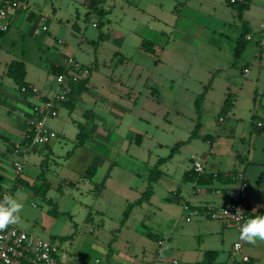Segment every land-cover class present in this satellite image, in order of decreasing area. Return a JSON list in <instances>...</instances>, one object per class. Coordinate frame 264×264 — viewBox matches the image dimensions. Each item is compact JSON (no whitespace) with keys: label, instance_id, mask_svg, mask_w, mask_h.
I'll return each instance as SVG.
<instances>
[{"label":"crops","instance_id":"0c3cea01","mask_svg":"<svg viewBox=\"0 0 264 264\" xmlns=\"http://www.w3.org/2000/svg\"><path fill=\"white\" fill-rule=\"evenodd\" d=\"M253 1L244 12L250 9ZM89 3L86 0V5ZM102 4L106 8V0H101L100 6ZM25 7H28V0ZM164 7L161 1L160 4L151 3L142 8L147 18L139 24L140 30H136L143 35L140 48L143 39L147 38L155 42L156 51L160 41L165 43L163 45L167 49L171 37L184 35V14L179 12L178 5L171 10L169 18L165 16ZM261 9L262 18L256 28L248 27L247 35L252 38L248 39L246 36L247 40L253 39L252 31L257 36L260 33L264 21V5ZM93 11L95 10L92 7L89 8L88 14L92 15ZM14 14L20 15L18 12L10 15L9 28L6 31L11 28ZM30 14L33 15L31 19L37 18L41 21L42 29L44 25L48 26L47 15H36L33 12ZM44 16L47 17L46 21ZM49 30L48 27L44 31ZM6 31L0 30V33ZM51 36L50 33L47 41L52 43ZM79 37L84 41L83 35ZM69 56L76 59L74 53H52L53 62L50 66H63ZM11 62L7 64L6 75ZM50 68L49 72L54 80H47L41 86L28 79L27 71L26 80L36 88L30 95L22 94L15 80L8 75L15 82V86L0 80V109L6 105L3 97L11 99L13 103L21 102L26 108H20L25 112L22 115L16 113V118L9 121L8 128L0 124V133L5 136L6 141L22 142V138L25 139L29 131V121L34 118V104L53 94L56 74ZM246 68L249 71L245 74H248L250 68L246 66L244 70ZM94 86L91 73L87 79L76 85L71 102L61 105L59 115L48 120L49 126L58 132L57 138L68 136L67 129L70 124L78 127L72 149L62 152L64 148L58 139L35 149L29 154L20 175L17 163L22 161L23 151L3 149L0 140V169L5 171L6 175L9 173L4 159L9 152L13 153V163L18 174L17 184L23 188L31 186V196L42 195L49 204L55 203L52 213H61L60 205L54 198L69 202L70 205L80 202L81 221L72 225L77 230L72 237L67 238L64 235L62 238L65 247L63 248L67 249L68 253L63 264H93L96 259H100V264H243L245 257L248 258L246 264H264V242L258 241L252 245L241 241L239 229L227 221L211 219L202 213L188 221L187 212L183 209L184 203L195 207L225 204L228 200L227 188L234 182L232 177L227 175L243 170L249 180L251 217L264 212V115L255 110L250 123L247 122L241 131L242 125L236 117L235 102L232 99L229 112L225 116L221 113L219 115L218 132L207 133L204 125L201 126V131H198L197 136L203 139L211 138L208 149L202 156H192L190 163L184 161L180 172L175 168V161L176 154L181 153L182 148L172 155L171 152L167 156H160L154 165L159 166V171L153 176V147L147 142L150 138L148 132L139 130L132 124L125 126L121 119L123 116L119 109L131 115L133 109L123 105L126 100L123 95L113 90L99 91ZM8 88L18 89L22 97L13 94ZM129 94L127 95L130 96ZM152 96L150 95V98ZM135 118L139 123L148 122L142 114H136ZM230 120L232 125L229 133L226 132V126ZM259 121L262 126L257 125ZM79 124L85 128L84 144L79 143ZM225 134L239 140L230 141L232 150L238 154L232 167H228L223 159L217 161L216 158L225 155L224 146L221 144V136ZM88 140L94 141L96 146L93 148L87 145ZM188 142H191V139ZM163 144L159 142L158 146L162 148ZM154 147L157 148L155 144ZM163 158L166 160L161 162ZM197 160L204 163L205 170L202 174L194 170V162ZM178 174L179 179H175ZM150 184L153 186L150 199L134 204L126 220L122 221L129 204L141 198ZM75 192L81 196L87 195L86 200L77 199ZM68 214L72 220L76 215L72 210ZM163 240L166 243L161 245L160 241ZM236 242H241L243 246L239 253L234 251ZM89 255H92V258H88Z\"/></svg>","mask_w":264,"mask_h":264},{"label":"rangeland","instance_id":"374dc122","mask_svg":"<svg viewBox=\"0 0 264 264\" xmlns=\"http://www.w3.org/2000/svg\"><path fill=\"white\" fill-rule=\"evenodd\" d=\"M88 1L90 3L86 5V0H28V7H25L26 0H10L11 14L18 12L20 15L14 14L11 28L0 33V80L15 86L5 71L9 62L20 59L26 62L28 79L41 86L47 80H54L49 72L52 53H74L78 61L91 68L94 88L99 91L113 90L123 95L126 99L123 105L133 109L132 115L119 109L123 125L132 124L148 132L150 138L147 142L153 147V176L159 171V166H154L157 159L171 153L180 141L184 143L180 147L182 152L176 154L175 168L178 172L184 161L190 163L192 156H202L207 151L211 138L191 136L199 120L201 126L206 127L205 132L219 131L218 118L229 96L234 99L241 131L245 124L250 123L255 110L264 115V50L259 44L260 33L257 36L252 31L253 39H246L242 54H235L244 31L259 24L264 0H254L250 9L243 13V18L228 0H106V8L102 4L99 7L102 12L93 11L92 15L88 14L92 0ZM161 1L166 18L171 17V10L178 5L179 12L184 14L182 26L185 31L182 36L171 37L167 49L160 41L158 51L153 54L140 48L143 35L136 30L147 18L142 8L151 3L160 4ZM31 12L48 16L52 43L47 41L50 33L42 29L41 21L28 18ZM101 33L105 34L102 38ZM80 35H83L84 41L80 40ZM246 66L250 68L248 74L244 72ZM10 90L21 96L18 89ZM150 95H153L152 98ZM199 97L202 99L197 107ZM3 99L6 105L0 109V124L8 128L16 113L22 115L25 112L20 108H26L21 102L14 104L11 99ZM136 114L144 115L148 122L139 123ZM231 123L230 120L226 132L230 131ZM77 130L78 127L70 124L68 136L57 138L64 148L62 152L74 147ZM0 135L2 148L16 151L21 141L9 142L4 135ZM221 137L225 155L216 157L217 161L223 159L228 167H232L238 154L232 150L230 141L239 140L226 134ZM190 139L191 142H188ZM159 142L164 143L162 148L158 146ZM87 145L96 146L94 141L89 140ZM14 158L9 152L4 159L9 172L7 175L0 169L1 196L2 192H10L23 203L19 227L64 247L63 236L72 237L77 230L72 225L81 221L80 202L71 205L68 202V205L64 200L54 198L60 205L61 213H52L55 203L49 204L42 195L31 196V186L23 188L17 184ZM175 179H179V174ZM75 195L83 201L87 198V195L81 196L77 192ZM71 210L76 214L73 220L68 214Z\"/></svg>","mask_w":264,"mask_h":264},{"label":"built area","instance_id":"2783aa9c","mask_svg":"<svg viewBox=\"0 0 264 264\" xmlns=\"http://www.w3.org/2000/svg\"><path fill=\"white\" fill-rule=\"evenodd\" d=\"M11 2L6 0L0 2V30L6 31L9 28V18L11 15ZM43 19L46 21L47 17ZM97 26V23H94ZM44 30L48 29L47 25L43 26ZM247 38H252L247 35ZM259 44L261 50H264V21L260 28ZM248 68L244 70L245 73ZM91 68L88 65L80 63L74 57H67L62 66V71L55 75L56 86L51 96L41 99L34 107V118L31 121L29 131L24 141L17 144L16 151L22 153V161L17 163V171L21 173L28 160L29 154L35 149H39L53 140L57 139L58 132L51 128L48 120L59 115L61 105L69 102L72 96L73 85L87 79L91 75ZM33 92L36 91L34 86H30ZM23 91H27L24 87ZM221 120H224L221 118ZM262 126V122H257ZM194 170L202 174L205 170L202 161L194 162ZM218 176V174H216ZM234 182L227 188L228 200L223 205H204L201 207L192 206L189 203L183 204V209L187 212V220L191 221L197 214L202 213L211 219L227 221L240 230V227L251 217V203L249 192V180L243 170L235 171L228 174ZM10 192H3L0 201ZM240 209L242 214L237 217L236 210ZM227 212L229 215L225 214ZM264 215V212L261 213ZM166 243L160 241L161 245ZM243 246L241 242L234 244V251L241 252ZM67 256L66 250L56 243L38 237L18 225L9 226L4 231H0V264H63ZM248 258L242 261L246 264ZM100 264V259L95 263Z\"/></svg>","mask_w":264,"mask_h":264},{"label":"trees","instance_id":"16d2710c","mask_svg":"<svg viewBox=\"0 0 264 264\" xmlns=\"http://www.w3.org/2000/svg\"><path fill=\"white\" fill-rule=\"evenodd\" d=\"M228 1H229L230 4L235 5L237 7V9L239 11L240 18H243L244 11L249 8V6H250V4L252 2V0H228ZM100 3H101V0H92V3H91L92 9H94L95 11H98V12H102L101 9L99 10ZM32 16L33 15L30 14L29 18L31 19ZM247 34H248V29H246V31H244L241 39L238 42V46H237L236 52H235L236 56H240L242 54V52H243V50L245 48ZM102 37H103V33L100 34V38H102ZM141 47L145 51L153 53V54H156V52H157L156 48H155V42L150 40V39H147V38L143 39ZM51 68H52V71H53L54 74H57L60 71H62V66L52 65ZM7 75L12 77L15 80V82L17 83L18 88L22 92V94L30 95V94L34 93L32 91V89H30V86H31L30 83L26 80L27 70H26V65H25L24 61H22V60H13L8 66ZM0 83H1V81H0ZM78 83H80V82H78ZM78 83L73 85L72 93H73L76 85H78ZM24 87L27 88V91H23ZM201 99H202L201 97H199L197 99V102H196L197 103V107L200 106ZM71 100H72V98H71ZM71 100L69 102H71ZM69 102H67V103H69ZM232 102L233 101H232L231 97L229 96L226 99L225 104H224V106L222 108V111H221V114L223 116H225L229 112V110L231 108V105H232ZM198 111H199V114H200V110L199 109H198ZM254 118H256V115H254ZM79 126H80V129H81L80 132L78 133L79 143L80 144H84L85 136H84L83 132H84L85 128H84V126L82 124H79ZM200 127H201V121L199 120L197 122L196 128H195V130H194V132H193L191 137L197 136V134H198L197 132L199 131ZM183 143H184V141L178 142L172 148L171 155L174 154L175 152H177L180 149V147H181V145ZM165 160H166V158H163V159H161V162L165 161ZM152 192H153V186H152V184H150L148 190L145 191V193L143 194V196L141 198H139L134 203H130L129 204V206L127 207V209L124 212L123 221L126 220V218H127L128 214H129L132 206L134 204H140V203H143V202L149 200L151 195H152Z\"/></svg>","mask_w":264,"mask_h":264},{"label":"clouds","instance_id":"9594fccd","mask_svg":"<svg viewBox=\"0 0 264 264\" xmlns=\"http://www.w3.org/2000/svg\"><path fill=\"white\" fill-rule=\"evenodd\" d=\"M23 210V203L11 195L0 201V231L21 223ZM253 211H256V209H253ZM225 214L229 215L227 212ZM241 214L242 211L237 209L235 216L239 217ZM239 239L252 245H255L258 241L264 242V215H255L244 222L240 227Z\"/></svg>","mask_w":264,"mask_h":264}]
</instances>
